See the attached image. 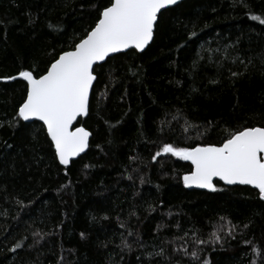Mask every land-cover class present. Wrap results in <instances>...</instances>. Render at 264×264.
<instances>
[{
	"label": "trees",
	"instance_id": "16d2710c",
	"mask_svg": "<svg viewBox=\"0 0 264 264\" xmlns=\"http://www.w3.org/2000/svg\"><path fill=\"white\" fill-rule=\"evenodd\" d=\"M106 3L0 0V264H264L258 191L220 182L188 190L187 161L152 160L163 143L218 144L264 126V25L251 19L264 17V0H185L162 11L142 53L95 67L90 112L76 124L90 131L89 147L62 167L42 125L16 117L19 73L43 74L89 28L91 6ZM197 250L199 261L185 254Z\"/></svg>",
	"mask_w": 264,
	"mask_h": 264
},
{
	"label": "snow or ice",
	"instance_id": "6c2138e0",
	"mask_svg": "<svg viewBox=\"0 0 264 264\" xmlns=\"http://www.w3.org/2000/svg\"><path fill=\"white\" fill-rule=\"evenodd\" d=\"M178 2L179 0H107L105 5H92L95 9L92 23L78 42H73L71 50L62 51L38 78L30 70L19 73L26 81V90L22 103L18 105L16 117L23 121L36 119L42 122V128L46 130L51 146L54 147V156L59 165L68 166L71 158L79 156L89 147L90 131L83 126L75 127L74 121L90 112V90L98 78L94 74V65L105 61L111 54L128 49L143 52L154 39L162 10H167ZM251 19L264 25V17L253 15ZM196 35V32H191L189 40ZM236 59L238 57L233 62ZM196 63L193 62L194 67ZM261 63H264V59ZM240 75L241 73L231 72V77ZM211 82L216 83L215 80ZM186 124L185 131L189 127H195L187 122ZM162 154H171L190 162V171L182 177L186 187L196 186L216 191L214 181L218 179L227 185H251L258 190L260 199L264 200V126L233 130L218 144L176 147L171 143H163L152 160L155 161ZM84 167L88 168L89 165ZM17 202L22 204L21 201ZM233 231L234 229L229 230L227 234L232 236ZM222 239L212 233V243H221ZM208 242L199 239L194 241L196 244ZM245 243L252 245L251 251L254 254H260V249L251 241ZM20 247L18 242L15 248ZM123 247L130 248V245L124 243ZM185 254L191 255L196 261L200 260L198 250L191 253L185 251ZM148 255L163 256L164 252L161 249ZM203 264L209 262L204 260Z\"/></svg>",
	"mask_w": 264,
	"mask_h": 264
},
{
	"label": "water",
	"instance_id": "95a60500",
	"mask_svg": "<svg viewBox=\"0 0 264 264\" xmlns=\"http://www.w3.org/2000/svg\"><path fill=\"white\" fill-rule=\"evenodd\" d=\"M182 1H185V0H179L178 4H179L180 2H182ZM173 6H175V5L169 6V8H171V7H173ZM162 11H164V10H162ZM150 44H151V42H150ZM131 50H133V51H135V52H137V53H142V52H139V51H137V50H135V49H128V50H125V51L122 52V53H114V54H111L110 57H108V58H111V57H113V56H115V55H118V54L126 53V52L131 51ZM108 58H106V60H107ZM106 60H105V61L98 62V65H94V68L97 67V66H99V65H102L103 63L106 62ZM21 78H22V77H21ZM22 79H23V78H22ZM94 82H95V81H94ZM25 83H26V81H25ZM93 85H94V83H93ZM91 90H92V89H91ZM91 90H90V93H91ZM89 98H90V97H89ZM85 117H86V116H80V117H78V118H77V121H74V126H75V127H80V126H77L76 124H77V122H78L80 119H83V118H85ZM22 121H23V120H22ZM23 122H25V123L38 122L39 124L42 125V122L39 121V120H36V119H31V120H29V121H23ZM45 132H46V130H45ZM46 135H47V134H46ZM90 136H91V135H90ZM48 139H49V138H48ZM49 140H50V139H49ZM89 140H90V137H89ZM50 142H51V141H50ZM53 149H54V147H53ZM86 150H87V149H85V151H84L83 153H80L79 156L71 158L70 163H71L72 161L78 159L80 156H82V155L86 152ZM54 151H55V150H54ZM187 162H188V161H187ZM58 163H59V162H58ZM188 163L190 164V162H188ZM69 165H70V164H69ZM69 165H68V166H69ZM60 166H62V167H67V166H63V165H60ZM214 182H220L221 184H223V185L226 186V187L241 186L240 184L227 185V184H225L223 181H219L218 179H217L216 181H214ZM184 186H185V185H184ZM244 186L249 187V188H251V189H253V190H255V191H258L257 189L253 188V186H251V185H244ZM185 188L188 189V190H196V191H211V190H209V189H202V188H198V187H196V186H188V187L185 186Z\"/></svg>",
	"mask_w": 264,
	"mask_h": 264
}]
</instances>
